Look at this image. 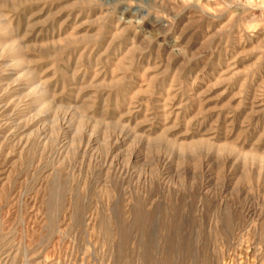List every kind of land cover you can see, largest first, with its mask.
<instances>
[{"label":"rangeland","instance_id":"obj_1","mask_svg":"<svg viewBox=\"0 0 264 264\" xmlns=\"http://www.w3.org/2000/svg\"><path fill=\"white\" fill-rule=\"evenodd\" d=\"M233 250L264 258V0H0V264Z\"/></svg>","mask_w":264,"mask_h":264},{"label":"bare ground","instance_id":"obj_2","mask_svg":"<svg viewBox=\"0 0 264 264\" xmlns=\"http://www.w3.org/2000/svg\"><path fill=\"white\" fill-rule=\"evenodd\" d=\"M247 240V239H246ZM247 243V242H245ZM247 245V244H246ZM235 246V245H234ZM239 246V245H238ZM234 249V247H233ZM241 249V248H240ZM249 250V249H248ZM240 251V250H239ZM238 250H233L228 255V261L224 262L223 264H264V258L255 256L253 259L244 258ZM243 253V251H240ZM248 252V251H247ZM260 253V252H259ZM249 254V252H248ZM258 254V253H257ZM251 255V254H250ZM227 256V255H226ZM253 257V256H252ZM226 259V258H225Z\"/></svg>","mask_w":264,"mask_h":264}]
</instances>
